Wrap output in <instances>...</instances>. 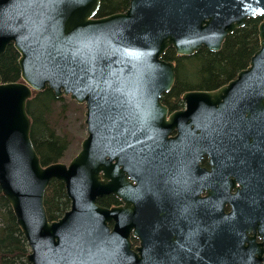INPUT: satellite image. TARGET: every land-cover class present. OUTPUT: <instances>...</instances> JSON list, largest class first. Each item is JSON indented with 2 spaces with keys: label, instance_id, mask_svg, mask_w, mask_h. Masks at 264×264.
Wrapping results in <instances>:
<instances>
[{
  "label": "water",
  "instance_id": "obj_1",
  "mask_svg": "<svg viewBox=\"0 0 264 264\" xmlns=\"http://www.w3.org/2000/svg\"><path fill=\"white\" fill-rule=\"evenodd\" d=\"M100 5L0 0V58L13 44L22 76H0V187L28 261L264 264V20L260 48L235 79L186 92L182 110L161 101L175 82L169 48L220 50L264 17V0H130L97 18ZM48 87L86 106L87 137L69 164L43 165L31 140L28 100ZM53 179L71 201L57 220L44 206ZM106 195L122 205L101 206Z\"/></svg>",
  "mask_w": 264,
  "mask_h": 264
},
{
  "label": "trees",
  "instance_id": "obj_2",
  "mask_svg": "<svg viewBox=\"0 0 264 264\" xmlns=\"http://www.w3.org/2000/svg\"><path fill=\"white\" fill-rule=\"evenodd\" d=\"M130 0H101L97 17H105L125 12ZM263 17L250 18L246 25L230 34L222 48L211 51L204 47L191 56H181L169 48L163 58L176 64L175 82L170 92L161 98L169 109L176 110L184 106L183 94L189 91H212L235 79L238 73L246 69L252 56L260 48L259 26ZM20 54L14 45L8 46L0 58V75L3 82L21 80L19 65ZM64 98H57L54 90L46 88L34 92L28 101L27 112L31 118V140L43 165L59 162L70 144L57 134L53 125V115ZM207 164V158L204 160ZM104 207L121 204L114 195L98 199ZM45 206L50 220L62 217L71 207L65 184L53 179L45 193ZM31 250L22 232L13 208L0 187V264H31L27 257Z\"/></svg>",
  "mask_w": 264,
  "mask_h": 264
},
{
  "label": "rangeland",
  "instance_id": "obj_3",
  "mask_svg": "<svg viewBox=\"0 0 264 264\" xmlns=\"http://www.w3.org/2000/svg\"><path fill=\"white\" fill-rule=\"evenodd\" d=\"M63 102L56 107L53 115L54 128L61 137L70 144L61 163L69 164L81 149L82 141L87 136L86 106L71 99L70 95L63 96Z\"/></svg>",
  "mask_w": 264,
  "mask_h": 264
},
{
  "label": "flooded vegetation",
  "instance_id": "obj_4",
  "mask_svg": "<svg viewBox=\"0 0 264 264\" xmlns=\"http://www.w3.org/2000/svg\"><path fill=\"white\" fill-rule=\"evenodd\" d=\"M183 108V107H182ZM182 108H178V109H176V110H180V109H182ZM176 110H170V112H173V111H176ZM207 158V164L205 165L204 164V160ZM201 167H204V168H210V164H209V157L208 156H205L203 159H202V162H201ZM236 189H234L232 192L233 193H236ZM208 195V191L207 190H205V191H203L202 192V194H201V196L202 197H206ZM46 207V206H45ZM231 210H232V206L230 205V204H228L227 205V207L225 208V212L226 213H229V212H231ZM133 247L135 248V247H137V246H139L140 245V239L139 238H133ZM258 241H261V239H258Z\"/></svg>",
  "mask_w": 264,
  "mask_h": 264
},
{
  "label": "bare ground",
  "instance_id": "obj_5",
  "mask_svg": "<svg viewBox=\"0 0 264 264\" xmlns=\"http://www.w3.org/2000/svg\"><path fill=\"white\" fill-rule=\"evenodd\" d=\"M1 76V75H0ZM2 190V189H1ZM3 193V192H2ZM4 195V194H3ZM7 199V198H6ZM44 206H45V200H44ZM45 209H46V207H45ZM47 211V210H46Z\"/></svg>",
  "mask_w": 264,
  "mask_h": 264
}]
</instances>
